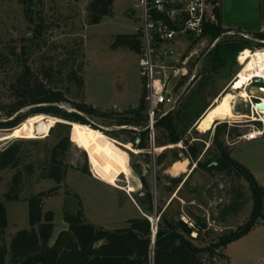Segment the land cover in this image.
I'll list each match as a JSON object with an SVG mask.
<instances>
[{"label": "rangeland", "instance_id": "1", "mask_svg": "<svg viewBox=\"0 0 264 264\" xmlns=\"http://www.w3.org/2000/svg\"><path fill=\"white\" fill-rule=\"evenodd\" d=\"M89 2L90 0H33L31 11L33 23L29 24L24 19L23 6L19 0H0V107L12 101L7 86L22 69L28 68L39 78L42 71L51 70L50 82L46 84V81H43V84L62 91L66 99L65 103L57 104V108L77 114L85 121L83 125L99 130L123 146L134 149L128 142L131 138L138 139L139 134L120 133V130H131V127L112 126L107 119L88 117L71 107L73 103L83 102L102 113L112 111L115 116L123 117L125 111L136 108L141 95H145L143 82L138 76V54L125 48H113L116 36L135 35L139 32L140 9L136 0H115L111 15L93 26L87 23L85 9ZM219 2L229 23L242 25L264 23V0H219ZM232 29L239 30L236 26ZM259 33L264 35V29L259 30ZM233 34H226L220 39L233 38ZM239 38L249 43V51L264 50L262 47L264 41H258L247 35H240ZM217 41L210 42L209 38H203L197 42L190 40L178 43L177 48L180 53L187 50L186 54L191 55L186 68L185 82L190 77L197 76L189 86V91L195 90L199 83L198 74L206 64L205 55ZM239 54L237 53L234 58L235 63H228L221 74L216 76L215 86H207L205 91L207 103H212L208 97L210 93L216 92L220 95L229 91V85L240 69L237 62ZM263 89V85L248 86V92L252 93L251 103L255 104L264 97V93L261 92ZM188 95L185 93L182 100H186ZM251 103L237 99L234 104L235 113L249 116ZM35 107L38 106L22 109L19 112L20 116L28 114L25 120L36 115L50 116L30 113ZM6 121L10 119L5 120L0 116V123ZM257 121L259 123L249 119H239L235 122L227 120L217 122L214 127L218 124H226L227 132L236 128L237 132L245 134L253 127L255 129L262 127L260 122H264L263 118ZM64 125L68 127L57 128L55 125L53 134L48 138L7 140L0 143L1 152L12 144L24 141L19 150L18 166L0 172V202L5 208L7 219L3 242L7 248L17 232L29 229L26 200L39 193L45 194L42 213L48 211L53 214V239L66 229L63 221L64 211L71 213L80 211L85 222L107 230L125 228L128 220L139 217L140 211L134 203V197L141 196L143 192L139 177L132 169V165L139 167L142 175L146 176L153 186L154 179L157 178L159 183L155 193L161 205H167L176 197L179 204H173L175 209H179L182 215L189 213L192 217L204 220L207 230H213L216 236H224L240 230L249 220L252 202L248 186L243 180L230 173H207L195 169V164L203 157L205 151L208 148L213 150L211 145L213 129L201 134L194 125L193 130L186 133L188 144L202 150L198 158L193 161L187 154L181 153L185 152L181 151L185 150L181 143L169 145L170 148L165 146V149L158 152L156 147L152 150L149 146L147 130L148 148L136 149V152L126 151L127 177L120 176L115 188L104 185L93 177L85 153L74 146L70 127L68 124ZM145 128L132 130L143 132ZM12 129H0V135L7 134ZM66 132L69 133L70 145L62 160L68 169L61 185L56 191H51L56 187L55 183L41 180L40 171L51 147ZM153 133L155 138L158 132L154 128ZM236 140L234 133L228 138L224 137L225 146L231 150ZM171 152L177 153L179 161H188L185 172L177 176H173L169 171ZM246 152L245 145H240L231 150V155L234 159H238ZM163 153L167 155L165 160L161 165L156 166L157 157ZM17 173L21 180L18 201L7 202L4 194ZM188 176L186 186L177 195L175 193L170 195L166 191L169 178L179 177L185 181ZM127 186L134 188L133 192L128 193L125 190ZM183 220L192 224V221L186 218ZM257 225L256 228H260L258 231L248 232L255 233L246 234L225 246L224 254L228 257L226 264H257L258 259L264 257V235L256 234L262 232L264 223L261 224L259 221L254 227ZM205 232L207 231L201 233L204 242L208 241ZM5 264H8V257L5 259Z\"/></svg>", "mask_w": 264, "mask_h": 264}, {"label": "trees", "instance_id": "2", "mask_svg": "<svg viewBox=\"0 0 264 264\" xmlns=\"http://www.w3.org/2000/svg\"><path fill=\"white\" fill-rule=\"evenodd\" d=\"M23 6V16L27 23L32 24L33 0H19ZM115 0H90L86 6L87 23L90 26L97 25L105 17L111 15L112 6ZM218 4L219 0H214ZM214 15L217 19L216 25L205 27L202 39L209 38L210 42L218 40L213 48L205 55L206 64L199 72V83L195 90L189 86L197 78L194 76L190 85L180 97L176 107L162 118L154 122V130L157 135L154 138L156 148L169 145L183 144L185 153L193 161L198 158L201 148L189 145L185 136L188 131L193 130L197 120L204 114L211 103L206 102L205 91L207 86H215L216 76L227 67L228 63H235L237 53L249 49V43L241 40L242 32L234 31L231 28H224L221 25V14L219 6L215 8ZM35 29V33H37ZM234 32L233 38H224L226 33ZM258 41H264V35L258 32L247 35ZM184 39L197 42L191 36L184 35ZM264 48V46H262ZM113 48H125L134 53L140 52V33L135 35H118L115 37ZM40 78L32 74L28 68L14 78L7 86V92L12 101L0 107V116L4 117L5 123H0V129H12L18 126L26 115L19 112L24 108L35 107L30 113L46 114L63 120L67 123L85 124L77 114L64 112L57 108L59 103H65L64 93L60 90L51 89L46 84L50 82L51 70L42 71ZM182 77L174 91H179L185 83ZM80 80V79H79ZM216 81V82H215ZM81 82V80H80ZM192 90V91H191ZM190 92V93H189ZM188 98L182 100L184 94ZM219 93L213 92L208 95L210 100L217 98ZM145 95H141L136 108H129L125 116H115L114 112L102 113L100 110L88 106L83 102L73 103L71 107L88 116L99 117L110 121V125L116 127H131L132 129L147 127L145 113ZM29 113V114H30ZM14 116V117H13ZM57 128H66L64 124H56ZM195 128V126H194ZM55 128L49 131L46 138L50 137ZM120 130L123 134H139V144L135 145V138H131L134 149L146 150L147 131L137 132L135 130ZM233 130L226 131V124H218L213 128L211 145L213 150L208 148L202 158L195 164V169H201L207 173H230L236 178L243 180L250 193L252 208L249 220L240 230L230 232L224 236H216L213 230H207L204 220L192 217L173 207L179 200L174 197L167 205H161L156 195L158 180L154 179L153 185L136 165L132 169L139 177L143 188L142 195L134 197V203L140 211L139 217L126 222L125 228L107 230L92 224H88L82 218L81 212H63V221L66 229L61 231L50 244L53 235V214L42 213L44 193H39L26 200L28 212V230L17 232L10 240L8 248L3 242L4 232L7 226L6 212L0 202V264H5L8 257V264H226L228 259L223 251L226 245L245 236L248 232L264 219V193L256 183L251 173L240 163L232 159L231 150L225 146L224 137L232 136L239 138L240 134ZM99 131V130H98ZM232 131V132H230ZM12 144L0 152V172L7 168H16L19 163L21 143ZM69 133H64L51 147L49 156L42 165L40 171L41 180L53 181L56 185L54 190L63 182L68 166L63 162L62 157L69 147ZM166 153L159 155L155 165L159 166L166 158ZM179 161L177 153L171 152L170 166ZM87 173V170H86ZM182 178H169L166 191L171 194H178L186 186L187 180ZM21 184L19 173L15 174L8 186L4 199L7 202L18 201V191ZM50 191V192H51ZM156 219L155 234L152 235L150 218ZM183 218L192 221V224L185 222ZM191 223V222H190ZM205 232L208 241H203L202 232ZM195 234V236H193Z\"/></svg>", "mask_w": 264, "mask_h": 264}, {"label": "built area", "instance_id": "3", "mask_svg": "<svg viewBox=\"0 0 264 264\" xmlns=\"http://www.w3.org/2000/svg\"><path fill=\"white\" fill-rule=\"evenodd\" d=\"M136 2L140 9L141 21L140 52L137 57L138 76L145 90L149 146L154 150L155 120L164 117L176 107L185 87H188L194 78L192 76L187 79L181 90L174 93L179 80L187 75L186 68L191 57L186 54L187 50L179 52L178 42L184 35L191 36L197 41L202 39L205 27L217 24L214 10L219 5L214 0H136ZM226 34L230 35L233 32ZM249 85L252 86L253 82ZM260 118L256 114L254 121L259 123L257 119ZM260 123L261 128L253 127L237 140L264 139V122Z\"/></svg>", "mask_w": 264, "mask_h": 264}, {"label": "bare ground", "instance_id": "4", "mask_svg": "<svg viewBox=\"0 0 264 264\" xmlns=\"http://www.w3.org/2000/svg\"><path fill=\"white\" fill-rule=\"evenodd\" d=\"M237 62L240 69L235 74L234 79L232 78L233 81L229 85V91L218 95L197 120L195 128L201 134L213 129L217 122L227 120L235 122L239 119L253 121L256 114L264 119V108L260 111L255 108V104L251 103L250 95L252 93L247 90L250 82L254 79H260L264 84V50L249 51L245 49L240 52ZM261 92L264 93V89ZM237 99L251 103V116L235 113L234 104ZM259 102L264 105V97L260 98ZM58 123L69 125L74 146L85 153L93 177L104 185L117 188L118 178L120 176L127 177L126 163L128 159L126 151L136 152V149L123 146L86 125L67 123L55 117L36 115L26 119L9 133L0 135V143L7 140L44 139ZM170 147L168 146V148ZM163 149L165 147L158 148L156 151ZM187 164V160L177 161L169 167V171L173 176H177L185 172ZM133 189L131 186L125 188L128 193L133 192Z\"/></svg>", "mask_w": 264, "mask_h": 264}, {"label": "crops", "instance_id": "5", "mask_svg": "<svg viewBox=\"0 0 264 264\" xmlns=\"http://www.w3.org/2000/svg\"><path fill=\"white\" fill-rule=\"evenodd\" d=\"M258 1H260V0H258ZM218 5L220 8V14H221V25L224 28H231L232 29L236 26L237 28H239L240 32H242L245 35H250V33H248V32H252V33L258 32L259 33V30L264 29V23L263 24L259 23L258 25L255 23L253 25L252 24L251 25H249V24L242 25L239 23H234V24L229 23L226 15L222 9L221 3L218 2ZM186 41H189V40L184 39L182 37L178 43H185ZM240 145H245V147L247 148L246 154L243 156H239L238 159H234L232 155H231V157H232V159H234L235 161L240 163L242 166H244L251 173L254 180L262 188L263 193H264V139H256L253 141H244L242 139H238L232 144L231 150H233L234 147L240 146ZM262 223H264V219L261 221V224ZM256 227H258V225L255 226L254 228H252L251 230L252 231H254V230L258 231L260 229V228H256ZM262 229L264 230V228H262ZM263 230H262V232H257L256 234H258V235L261 234L263 236L264 235ZM252 231H251V233H248V234L255 233ZM54 239H53V237L51 238L50 244L54 241ZM223 253H224V251H223ZM227 259H228V257H227ZM256 263L257 264H264V257H262L261 259L259 258Z\"/></svg>", "mask_w": 264, "mask_h": 264}, {"label": "water", "instance_id": "6", "mask_svg": "<svg viewBox=\"0 0 264 264\" xmlns=\"http://www.w3.org/2000/svg\"><path fill=\"white\" fill-rule=\"evenodd\" d=\"M252 82H253V84L263 85V82H262V80H260V79H254ZM186 88H187V86L185 87L184 91L186 90ZM255 108H256L258 111H260L261 109L264 108V105H263L262 103H260V102H256V103H255ZM147 130H148V127H146V128L144 129V131H147ZM134 143H135V145H138V144H139V140L136 139ZM154 192H155V191H154V186H153V195L155 194ZM149 221L151 222V225H152V235L154 236V234H155V230H156V228H155L156 219H155L154 217H152L151 219H149Z\"/></svg>", "mask_w": 264, "mask_h": 264}]
</instances>
